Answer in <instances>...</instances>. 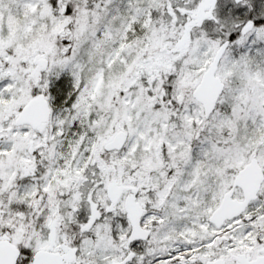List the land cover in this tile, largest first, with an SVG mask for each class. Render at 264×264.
Listing matches in <instances>:
<instances>
[{
    "label": "snow or ice",
    "instance_id": "6c2138e0",
    "mask_svg": "<svg viewBox=\"0 0 264 264\" xmlns=\"http://www.w3.org/2000/svg\"><path fill=\"white\" fill-rule=\"evenodd\" d=\"M0 264H264V0H0Z\"/></svg>",
    "mask_w": 264,
    "mask_h": 264
}]
</instances>
